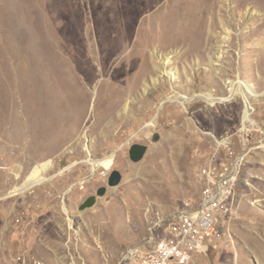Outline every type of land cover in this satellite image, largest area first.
I'll return each instance as SVG.
<instances>
[{
	"label": "rangeland",
	"instance_id": "1",
	"mask_svg": "<svg viewBox=\"0 0 264 264\" xmlns=\"http://www.w3.org/2000/svg\"><path fill=\"white\" fill-rule=\"evenodd\" d=\"M226 169L231 216L191 264H264V4L0 0V264H128Z\"/></svg>",
	"mask_w": 264,
	"mask_h": 264
},
{
	"label": "built area",
	"instance_id": "2",
	"mask_svg": "<svg viewBox=\"0 0 264 264\" xmlns=\"http://www.w3.org/2000/svg\"><path fill=\"white\" fill-rule=\"evenodd\" d=\"M211 172V168L206 167L200 176L209 182ZM234 181V173L226 169L220 174L214 191H206L197 209L175 214L163 237L149 248L129 252L128 264H191L195 258L205 255L211 241L220 236L224 222L231 216L233 204L228 186Z\"/></svg>",
	"mask_w": 264,
	"mask_h": 264
},
{
	"label": "bare ground",
	"instance_id": "3",
	"mask_svg": "<svg viewBox=\"0 0 264 264\" xmlns=\"http://www.w3.org/2000/svg\"><path fill=\"white\" fill-rule=\"evenodd\" d=\"M147 1V0H146ZM151 1H153V0H151ZM119 2V1H118ZM145 2V1H144ZM156 2V1H155ZM245 2H252V3H254V4H257V5H259V4H264V0H245ZM124 5V4H123ZM146 5V4H145ZM120 6V5H119ZM152 6V5H151ZM123 7V6H122ZM120 8V7H119ZM124 9V8H123ZM141 9V8H140ZM139 9V10H140ZM144 10L146 11V10H148V7L146 6V7H144ZM143 13H144V11H143ZM127 14V13H126ZM133 15V14H132ZM133 17V16H132ZM128 18V17H127ZM199 22V21H198ZM103 67V66H102ZM104 69V68H103ZM103 71V70H102ZM130 71V70H129ZM129 71H126V73H128ZM140 72L139 73H137L135 76H134V78H133V80H132V83H130V88H129V91H128V93H135V91L140 87V85L143 83V81H144V79H145V77H146V73L148 72V71H145V68L144 67H142L140 70H139ZM120 72V71H119ZM88 74V73H87ZM86 74V75H87ZM129 74V73H128ZM131 75V74H130ZM133 75V74H132ZM115 76H116V74H115ZM119 77V76H118ZM85 78H86V76H85ZM90 77L88 76V79H89ZM87 79V80H88ZM91 79H92V77H91ZM91 79H90V81L89 82H86L88 85H90L91 84ZM130 79V78H129ZM85 80V79H84ZM128 81L129 80H126V81H123V82H120L119 83V85L121 86V87H124V84H128ZM131 82V81H130ZM75 83H78V82H75ZM74 83V88H76V90H78L79 92H80V90L78 89V87H77V85ZM230 92L232 93V96H235V95H237V94H241L242 95V98L244 99V102H245V110H244V113H243V121L245 122V121H248L249 119H250V113H249V110H250V108H249V103L247 102L248 101V99H249V97H257L256 96V94L254 93V91H253V88L251 87V85L249 84V83H247L246 81H238V82H236V83H232L231 84V89H230ZM181 96V95H180ZM96 97H97V95H96ZM180 99H182V100H187L188 98H186L185 96H182ZM153 123H155V122H153ZM112 158H113V156H108V157H105V158H103V159H101V160H91L93 163H94V166H96V165H102L103 167H105L106 169H109L111 166H112V164H113V161H112ZM238 167V165H235L234 166V169H236ZM43 180H40V181H38V182H36V183H33V184H28V185H25V186H23L22 188H20L19 190L20 191H25V190H28L29 188H31V187H33V186H35L36 184H39L40 182H42Z\"/></svg>",
	"mask_w": 264,
	"mask_h": 264
},
{
	"label": "water",
	"instance_id": "4",
	"mask_svg": "<svg viewBox=\"0 0 264 264\" xmlns=\"http://www.w3.org/2000/svg\"><path fill=\"white\" fill-rule=\"evenodd\" d=\"M146 150H147V147L144 145H139V144L132 145L128 152L130 161L133 163H138L139 161H141L146 153ZM120 180H121L120 173L117 170H114L111 172L108 178L107 185L110 188L115 187L119 184ZM105 191H106L105 187L99 188L96 192V195L88 197L79 207V210H84V209L92 207L96 202V197L103 196Z\"/></svg>",
	"mask_w": 264,
	"mask_h": 264
},
{
	"label": "crops",
	"instance_id": "5",
	"mask_svg": "<svg viewBox=\"0 0 264 264\" xmlns=\"http://www.w3.org/2000/svg\"><path fill=\"white\" fill-rule=\"evenodd\" d=\"M151 246V244L149 245V243H144L143 244V247H142V249H144V248H149ZM137 249V248H136ZM131 251H132V249H131Z\"/></svg>",
	"mask_w": 264,
	"mask_h": 264
}]
</instances>
